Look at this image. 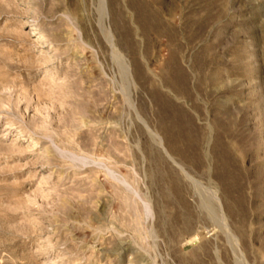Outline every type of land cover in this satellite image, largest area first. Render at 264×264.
<instances>
[{
    "label": "rangeland",
    "instance_id": "obj_1",
    "mask_svg": "<svg viewBox=\"0 0 264 264\" xmlns=\"http://www.w3.org/2000/svg\"><path fill=\"white\" fill-rule=\"evenodd\" d=\"M0 264H264V0H0Z\"/></svg>",
    "mask_w": 264,
    "mask_h": 264
},
{
    "label": "bare ground",
    "instance_id": "obj_2",
    "mask_svg": "<svg viewBox=\"0 0 264 264\" xmlns=\"http://www.w3.org/2000/svg\"><path fill=\"white\" fill-rule=\"evenodd\" d=\"M133 5H134V4H133ZM135 8H136V7H135ZM147 11H148V10H147ZM141 15H142L143 18H146V19L150 16V15H149V12H142ZM44 40H45V39H44ZM45 165H46V164H45Z\"/></svg>",
    "mask_w": 264,
    "mask_h": 264
}]
</instances>
